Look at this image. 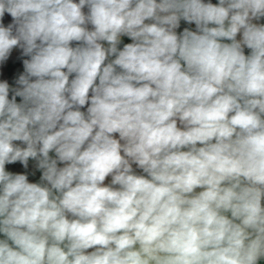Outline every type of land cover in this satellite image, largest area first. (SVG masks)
<instances>
[{"label": "clouds", "instance_id": "obj_1", "mask_svg": "<svg viewBox=\"0 0 264 264\" xmlns=\"http://www.w3.org/2000/svg\"><path fill=\"white\" fill-rule=\"evenodd\" d=\"M262 18L264 0H0V64L28 57L0 82V264L264 260ZM30 159L40 183L6 170Z\"/></svg>", "mask_w": 264, "mask_h": 264}, {"label": "crops", "instance_id": "obj_2", "mask_svg": "<svg viewBox=\"0 0 264 264\" xmlns=\"http://www.w3.org/2000/svg\"><path fill=\"white\" fill-rule=\"evenodd\" d=\"M76 2H78V0H76ZM204 2L205 3H208V2H211V3H213V4H218V0H204ZM83 11L85 12V13H87V11H88V9H87V7H85V9H83ZM12 22V18H11V16L9 15V14H5V17H4V21H3V23H4V25L5 26H7V24H9V23H11ZM254 23H261V24H264V20H263V18L260 20V21H253ZM88 27H89V29H91V25H88ZM192 31H196V29H192ZM237 39L239 40V39H241V34H238L237 35ZM224 42H229L230 43V41H224ZM105 43V46L107 47V43L106 42H104ZM120 49H122L123 48V46H121V45H119L118 46ZM244 52H245V55H248V54H250V49H247L246 47L244 48ZM20 56H22L21 55V50L19 49V48H14L13 50H12V52H11V54H10V56H9V59L6 61V62H4V63H2V64H0V82H2V81H4V80H7V82L9 83V86H10V88H15V87H18V85L15 83V81H16V79L18 78V76L20 75V74H22L23 72H24V67H22V68H20V71H19V73H18V75H16V77H14L13 78V76H11V73L9 72V66H10V64L13 62V61H15L16 60V58H18V57H20ZM114 57H110V59H113ZM106 63H107V61H106ZM13 94V93H12ZM89 95H91V92L89 93ZM21 101V100H20ZM19 101V102H20ZM18 102V103H19ZM86 108H87V105L84 107V108H82L81 109V111H86ZM180 125H179V123H178V127H179ZM115 136H116V138H118V134H114ZM50 156H52L53 158H55V153L53 152V153H50ZM33 161H35V160H33ZM58 166L59 167H62L63 165L62 164H58ZM133 169H134V171H136L138 168L135 166V165H133ZM10 172H12L11 170H9ZM13 173V172H12ZM110 181H111V177L109 176L108 178H106V180H105V185H107V184H110ZM201 189H197L196 191L198 192V191H200ZM262 204H264V201H262ZM5 237L2 235V234H0V239H4ZM88 251H92V249H89Z\"/></svg>", "mask_w": 264, "mask_h": 264}, {"label": "rangeland", "instance_id": "obj_3", "mask_svg": "<svg viewBox=\"0 0 264 264\" xmlns=\"http://www.w3.org/2000/svg\"><path fill=\"white\" fill-rule=\"evenodd\" d=\"M12 95L13 94L10 91L9 99H11ZM14 143L20 144L21 142L16 141ZM5 167L7 171L11 170L14 174L15 173L26 174L28 176V181L30 183H40L41 182L40 177L42 175V172L36 167V161H33L32 159L29 160L27 168H24V166L20 162L9 164V165H6ZM258 264H264V260L259 261Z\"/></svg>", "mask_w": 264, "mask_h": 264}, {"label": "built area", "instance_id": "obj_4", "mask_svg": "<svg viewBox=\"0 0 264 264\" xmlns=\"http://www.w3.org/2000/svg\"><path fill=\"white\" fill-rule=\"evenodd\" d=\"M149 22H150V21H146V23H149ZM184 28H189L190 30H192V29H196V26H195V23H191V24H189V23H187V22L181 20V21H180V27H179L178 29H176L177 33L179 34L180 32H182V31L184 30ZM131 42H132V41H131L130 38H128L127 36H122V37H121V43H120L119 45L123 46L124 44L131 43ZM119 45H118V46H119ZM135 172H136V174H138V175H146V174H144V173L142 172L141 169H137ZM110 182H111V181H110Z\"/></svg>", "mask_w": 264, "mask_h": 264}, {"label": "trees", "instance_id": "obj_5", "mask_svg": "<svg viewBox=\"0 0 264 264\" xmlns=\"http://www.w3.org/2000/svg\"><path fill=\"white\" fill-rule=\"evenodd\" d=\"M264 20V18H263ZM77 44V42H72V46L75 47ZM28 57H25V56H20L18 58H16L15 61H13L10 66H9V72L11 73V76L16 77V75H18L19 71H20V68L23 67V60L24 59H27ZM74 75V74H73ZM73 77L70 76V80L72 79ZM21 100L20 97H17V102H19Z\"/></svg>", "mask_w": 264, "mask_h": 264}]
</instances>
